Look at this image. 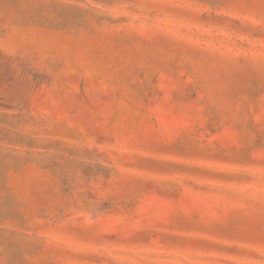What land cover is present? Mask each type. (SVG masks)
<instances>
[{
  "label": "rangeland",
  "instance_id": "obj_1",
  "mask_svg": "<svg viewBox=\"0 0 264 264\" xmlns=\"http://www.w3.org/2000/svg\"><path fill=\"white\" fill-rule=\"evenodd\" d=\"M0 264H264V0H0Z\"/></svg>",
  "mask_w": 264,
  "mask_h": 264
}]
</instances>
